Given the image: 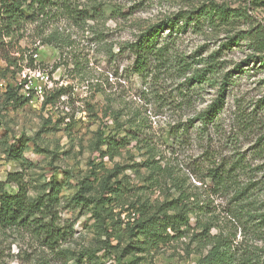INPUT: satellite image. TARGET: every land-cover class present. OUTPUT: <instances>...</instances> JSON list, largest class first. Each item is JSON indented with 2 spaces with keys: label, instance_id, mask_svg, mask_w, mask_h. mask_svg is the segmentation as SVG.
<instances>
[{
  "label": "rangeland",
  "instance_id": "obj_1",
  "mask_svg": "<svg viewBox=\"0 0 264 264\" xmlns=\"http://www.w3.org/2000/svg\"><path fill=\"white\" fill-rule=\"evenodd\" d=\"M89 1L84 3L101 4L103 9L86 28L68 23L45 27L29 22L20 38L0 49V182H6L9 174L22 173L29 196L35 200L47 193L50 181L55 179L62 187L57 226L67 232L64 241L49 246L46 238L30 230H0V264H78V259L84 264H198L205 251L190 239L144 251L131 244L128 233L140 218L136 207L147 204L153 213L176 196L175 184L181 182L189 189L200 185L194 173L205 154L220 160L237 155L246 158L251 170L240 176L241 181H261L258 195L264 202L263 58L254 55L244 42L224 47L239 31L264 26V6L259 0ZM204 3L225 6L250 19L238 17L232 25L218 30L206 25L197 31L200 27L193 30L192 24L175 39L181 55L200 50L198 60L218 54L224 67L221 75L233 77L232 86L224 93L225 106L217 126L206 135H197L199 124L193 129L190 120L218 98L221 79L217 86L205 87L194 96V108L180 112L178 89L184 78L166 74L162 86H158L163 101L146 108L148 100H141V96L148 85L130 73L132 60L127 52L119 51L147 27ZM55 27L72 35L73 49L62 51L42 42ZM9 59L15 65H10ZM76 59L82 62L79 68L74 65ZM239 65L244 70L237 74ZM197 67L203 65H194L193 69ZM148 99L152 101V97ZM127 103L148 109L152 130L143 138L149 145L145 140L140 144L132 141L111 160L101 155L105 146H100L101 133L107 137L116 131L106 114L109 107L125 108ZM243 113L250 116L251 125L241 124ZM126 120L124 117L122 121ZM186 123L190 128L182 142L169 135L171 128ZM116 165L125 170L118 174ZM120 180L128 191L120 205L114 202L101 210L107 218L104 224L93 208L74 200L83 181L90 190L87 197L101 198L107 196L109 183ZM6 190L15 194L17 188L7 184ZM211 203L223 218L225 198L212 195ZM106 229L110 236H116L110 242L115 249L107 252L103 250ZM119 234L123 240H118ZM241 239L238 235V241ZM255 245L264 247V241Z\"/></svg>",
  "mask_w": 264,
  "mask_h": 264
},
{
  "label": "trees",
  "instance_id": "obj_2",
  "mask_svg": "<svg viewBox=\"0 0 264 264\" xmlns=\"http://www.w3.org/2000/svg\"><path fill=\"white\" fill-rule=\"evenodd\" d=\"M86 1L90 2L0 0V49L12 45L14 40L20 38L29 22L45 27L68 23L73 27L86 28L89 21H96L97 14L103 9L101 4H85ZM259 3L264 6V1L259 0ZM235 12L237 11L215 3H204L147 27L131 42L120 48L119 52H127L132 60L130 73L138 76L145 86L148 85L141 96V100H148L145 102L146 108L152 103L163 101L158 86H162V76L166 74L184 78V84L178 89L180 101L177 109L179 108L180 112L194 108V96L200 94L205 87L217 86L218 79H221L218 98L190 120L193 129L199 124L195 128L197 135H206L210 129L217 126L218 118L225 106L224 93L232 86L230 82H233V77L231 78L229 74L221 75L224 67L219 61L218 54L198 60L196 58L201 56L200 50L190 56L181 55L176 48L175 39L180 33H185L192 24L193 30L200 27L196 29L197 31L203 30V26L206 25L210 26L211 30H218L222 26L232 25L238 17L250 19L241 12L240 14ZM166 31L168 33L164 37ZM7 40L9 42H6ZM42 42L63 49L62 51L74 48L72 35H65L59 27H55L49 35H44ZM239 42H244L254 55L263 58L264 65V26L258 24L246 31H239L224 47L227 49L229 48L227 46L238 45ZM11 60L13 59L8 60L9 64L15 65V61ZM74 65L79 68L82 62L76 59ZM194 65L203 67L193 69ZM243 70V66L239 65L236 69L237 74ZM149 97H152L153 102L149 101ZM144 109V106L130 107L128 103L125 108L109 107L106 117L112 119L116 131L107 137L101 133L100 146H105V151H101L103 157L114 160L132 141L140 144L145 140L143 136L146 137L145 134L152 130V123L147 116L148 109ZM124 117L127 120L123 122ZM240 122L245 127L251 125L252 119L243 113ZM189 128L190 125L186 123L171 128L168 133L178 142H182ZM145 142L148 146L149 143L146 140ZM212 160L214 163H211ZM201 161L194 173L200 185L189 189L181 182L175 184L176 196L160 204L153 213L147 204L136 207L140 218L130 233L127 232L131 244H137L141 250L147 251L186 238L205 251L198 264H264V247L255 245L256 242L264 241V202L259 200L258 195L262 190L261 181L250 180L248 183L241 181L240 176L248 169L251 170L242 155H237L231 160L226 158L220 160L216 155L212 159V155L205 154ZM116 169L120 171L118 174H121L125 167L116 165ZM7 184L16 186L15 194L7 192ZM80 187L74 198L75 202L93 208V213L103 224L107 218L101 214V210L105 205L114 202L120 205L128 191L123 180L114 185L109 183L106 188L107 196L101 198L87 197L90 190L85 181ZM61 189V185L52 179L47 193L32 200L22 173L9 174L6 182H0V230H30L35 235L46 238L49 246L64 241L67 232L57 226ZM212 195L222 196L227 201L225 208H220L225 218L220 217L217 208L211 203ZM133 208L135 207H131ZM128 228H131L130 225ZM103 232L108 236L104 241L103 250L107 252L115 249L110 242L116 236H110L107 229ZM238 235L242 237L239 241ZM117 238L119 241L123 240L120 234ZM129 250L128 247L124 252ZM77 263L84 264L81 259H78Z\"/></svg>",
  "mask_w": 264,
  "mask_h": 264
}]
</instances>
